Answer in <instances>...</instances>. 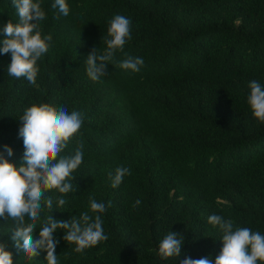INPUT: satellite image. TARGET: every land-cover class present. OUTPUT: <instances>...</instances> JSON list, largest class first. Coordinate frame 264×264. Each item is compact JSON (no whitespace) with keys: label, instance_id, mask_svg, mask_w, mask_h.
<instances>
[{"label":"trees","instance_id":"16d2710c","mask_svg":"<svg viewBox=\"0 0 264 264\" xmlns=\"http://www.w3.org/2000/svg\"><path fill=\"white\" fill-rule=\"evenodd\" d=\"M39 2L46 13L40 29L53 39L36 84L8 76L11 53L0 51V152L7 157L10 146L9 162L22 165L19 119L34 104L82 113L63 153L82 145L75 191L63 195L62 208L55 204L62 194L45 192L53 210L43 209L34 238L50 215L94 216L92 198L106 206V241L77 253L63 230L54 234L59 264H180L187 257L215 264L223 244L219 227L208 223L212 214L264 235V123L248 104L249 83L264 85V0H66L68 16L51 7L54 0ZM117 14L132 20L131 39L93 81L86 58L94 47L106 49ZM10 19L18 22L12 0H0V29ZM124 53L144 60L139 72L119 67ZM119 166L131 175L114 188L110 174ZM14 228L0 219V243L13 264H47L46 252L29 258L13 247ZM170 231L185 238L179 260L159 254Z\"/></svg>","mask_w":264,"mask_h":264},{"label":"clouds","instance_id":"9594fccd","mask_svg":"<svg viewBox=\"0 0 264 264\" xmlns=\"http://www.w3.org/2000/svg\"><path fill=\"white\" fill-rule=\"evenodd\" d=\"M18 15V22L10 19L0 29V34L6 36L2 41V53H11V63L7 74L16 79H26L35 85L39 74L38 62L50 47L53 37L43 35L40 21L46 19V13L39 0H12ZM63 16H68L70 9L66 0H54L51 5ZM132 20L117 14L109 21L107 28L106 49L100 52L94 47L87 56L85 65L88 76L97 81L105 76L108 65L114 59L116 51L124 52V47L131 39ZM125 58L119 67L123 70L139 72L144 64L140 57L124 53ZM250 95L248 104L252 115L264 123V85L257 81L249 83ZM83 114L77 111L69 113L66 106L52 107L47 104H34L28 107L20 117L19 136L23 139V163L17 167L10 163L13 149L5 145L0 152V219L12 220L15 228L10 234L13 247L29 258H35L40 251L47 253V264H59L56 248L59 239L55 233L64 231V241L74 244L75 252L80 253L106 241L103 231L101 214L106 211L103 202L90 199V209L93 215L83 212L79 218L72 216L70 220H56L52 215L45 218L39 227V237L34 238L37 222L46 207L53 210L54 201L51 196L45 199V192L57 190L61 196L56 198V208L66 204L63 195L75 191L72 173L83 163L82 145L74 153L63 154L68 142L79 132L83 125ZM126 175H131L127 167L119 166L114 176L110 174L112 186H119ZM136 205L140 201L135 202ZM108 206H111L109 202ZM208 223L218 226L222 232V250L215 258V264H264V235L253 232L247 227L234 229L233 222L223 216L212 214ZM185 238L182 234L168 232L159 244L160 256L180 258ZM7 243H0V264H13V254L6 250ZM180 264H213L211 257L192 259L187 257Z\"/></svg>","mask_w":264,"mask_h":264}]
</instances>
